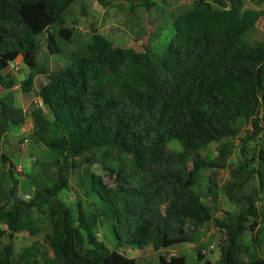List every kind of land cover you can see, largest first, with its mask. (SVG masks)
I'll use <instances>...</instances> for the list:
<instances>
[{
  "label": "trees",
  "instance_id": "1",
  "mask_svg": "<svg viewBox=\"0 0 264 264\" xmlns=\"http://www.w3.org/2000/svg\"><path fill=\"white\" fill-rule=\"evenodd\" d=\"M75 1L0 0V89L15 85L5 71L21 57L28 74L20 90L42 101L30 115L50 154L41 174L30 177L34 190L28 201L20 199L13 180L7 205L1 204L0 176V264H186V256L174 249L189 241V227L208 223L220 234L217 264H264V144L248 193L243 185L251 173L244 163H229L238 125L249 123L256 136L264 126V40L248 37L264 11L245 9L241 0H194L173 17L174 36L161 56L151 49L116 47L93 28L67 66L49 69L40 58V38L46 36L50 56L62 54L56 36L71 43L73 29L54 25ZM118 1L146 12L156 5ZM39 75L46 82L36 89ZM25 117L0 96V149L8 128L21 126ZM174 142L181 151L170 148ZM210 143L219 147L207 160L200 149ZM95 150L101 151L109 182L92 172L80 176L81 198L75 207L66 205L59 195L69 188L75 160L94 162L85 155ZM0 159L13 177L14 166L1 150ZM225 168L230 179L221 193L238 209L220 220L213 215L219 186L209 180L208 202L199 187L203 171ZM35 210L50 224L43 239L51 256L38 257L33 247L16 256L4 239L20 231L36 234L28 220ZM255 229L250 245L244 244L245 234ZM123 246L151 248L157 259L137 262L119 252Z\"/></svg>",
  "mask_w": 264,
  "mask_h": 264
},
{
  "label": "rangeland",
  "instance_id": "2",
  "mask_svg": "<svg viewBox=\"0 0 264 264\" xmlns=\"http://www.w3.org/2000/svg\"><path fill=\"white\" fill-rule=\"evenodd\" d=\"M112 5L104 8L95 0H76L62 16L61 20L54 25L55 28H72L71 43L56 36V41L62 49V54H49L45 38H40L42 50L40 58L49 69L65 67L68 65V58L71 52L76 48L77 44L87 42L91 29H97L99 33L108 38L116 47L131 48L137 52L144 49H151L159 56L163 55L168 43L174 36L172 27L173 17L190 8L194 0H155L156 5L153 9L146 12L141 7L132 9L127 3L111 0ZM245 9L264 11L263 0H241ZM250 41L264 40V17L256 25V27L248 35ZM28 74L23 63H18V69H9L5 75H14L15 85L12 88H1L0 95L4 102H8L14 106H20L25 109L26 117L22 124L28 132L22 133L19 127H9L7 133L1 140V154L5 156L14 166L13 177L9 174L8 164H4L0 159V176L3 178V194L4 198L1 204L7 205V196L12 187L13 180L18 182V193L20 199L28 201L33 195L30 177L41 174L43 164L47 163L50 154L44 147L43 142L36 136L33 120L30 112L35 108L37 97L34 93L24 95L20 90L19 82H21ZM46 78L43 75L36 77V89L40 84H44ZM35 89V90H36ZM262 131L254 135L253 127L242 122L238 125L240 129L239 136L230 140L234 148V154L230 158L231 166L240 162L244 163L245 171L252 178L247 184L243 185V191L248 193L255 185V176L253 169L256 168V161L260 145L264 144V126ZM26 140V143L24 142ZM219 143H210L200 149V153L204 159L210 160L217 156ZM170 148L175 151H181V146L174 142L170 144ZM244 149V152H243ZM243 152V154H241ZM102 157L101 151L95 150L87 153L85 158L94 160V162L84 161L77 158L70 176L69 188L62 192L59 197L66 205L75 207V202L81 198V194L77 191L76 182L80 176L92 172L96 175L105 176V180L109 182L104 167L99 162ZM44 162L42 165L41 163ZM47 165V164H45ZM12 177V178H11ZM212 179L218 186V205L219 209L213 213L217 219H222L225 212L233 213L238 209L237 204L230 201L224 193H221V187L229 181V168L225 169H206L202 172L199 191L203 196V201L208 202L205 197L209 188V180ZM240 195V194H238ZM30 220L37 228L36 234L28 231L18 232L12 239H4L11 242L16 256L20 255L25 249L33 247L38 252V257L51 256V252L44 242V236L51 232L50 224L40 211H33L29 214ZM5 228V226H2ZM247 232L243 239V243L250 245L255 232ZM100 239L105 238L106 233L103 227L98 231ZM189 241L182 244L181 247L174 249L178 253L186 256V264H217L220 257L218 248L220 234L218 230L211 224L187 229ZM119 252L127 258L136 260L137 262H154L157 254L151 248L137 249L129 246H123ZM203 257L198 259V253ZM264 253V244H263Z\"/></svg>",
  "mask_w": 264,
  "mask_h": 264
},
{
  "label": "built area",
  "instance_id": "3",
  "mask_svg": "<svg viewBox=\"0 0 264 264\" xmlns=\"http://www.w3.org/2000/svg\"><path fill=\"white\" fill-rule=\"evenodd\" d=\"M10 69H12L13 71L14 70H17L18 69V64L16 63V64H13V65H11L10 66ZM43 105H42V101L39 99V98H37V100H36V105H35V107L37 108V107H42ZM19 129H20V131L22 132V133H27L28 132V130H27V128L25 127V126H23V125H21L20 127H19ZM24 142L26 143V140H24Z\"/></svg>",
  "mask_w": 264,
  "mask_h": 264
},
{
  "label": "crops",
  "instance_id": "4",
  "mask_svg": "<svg viewBox=\"0 0 264 264\" xmlns=\"http://www.w3.org/2000/svg\"><path fill=\"white\" fill-rule=\"evenodd\" d=\"M18 64V63H22V60H21V57H19L17 60H16V62L14 63V64ZM10 69V68H9ZM9 69H7L6 71H5V74L8 72V70ZM12 76H14V75H12ZM1 96V95H0ZM3 101V100H2ZM4 102V101H3ZM5 103H7L8 105H11V106H13V107H16V108H20V109H22L24 112H25V109L24 108H22V107H20V106H14V105H12V104H10V103H8L7 101L5 102ZM20 130V129H19Z\"/></svg>",
  "mask_w": 264,
  "mask_h": 264
},
{
  "label": "water",
  "instance_id": "5",
  "mask_svg": "<svg viewBox=\"0 0 264 264\" xmlns=\"http://www.w3.org/2000/svg\"><path fill=\"white\" fill-rule=\"evenodd\" d=\"M205 264H207V263H205Z\"/></svg>",
  "mask_w": 264,
  "mask_h": 264
}]
</instances>
